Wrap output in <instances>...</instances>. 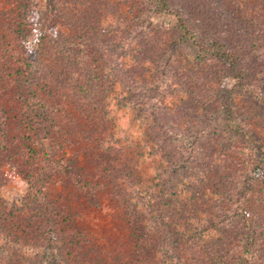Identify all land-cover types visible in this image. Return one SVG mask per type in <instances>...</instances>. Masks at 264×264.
Here are the masks:
<instances>
[{
  "label": "rangeland",
  "instance_id": "1",
  "mask_svg": "<svg viewBox=\"0 0 264 264\" xmlns=\"http://www.w3.org/2000/svg\"><path fill=\"white\" fill-rule=\"evenodd\" d=\"M30 1L0 0V24L4 26L0 30L1 35L13 37L9 36V26L29 7ZM35 1L45 14L44 24L52 27L51 22L46 20V0ZM185 4L196 16L205 20L214 16L224 26L234 10L239 11L238 18H242L245 8L251 6L253 10L259 8L264 12V0H186ZM109 6L112 7L109 9L111 14L106 11ZM108 7L101 6L102 17L107 23L114 21L115 25L107 36L101 37L100 42L89 41L91 47L87 44L90 60L86 63L85 78L70 74L64 76L62 73L57 76L56 70L51 72L52 76L42 75L41 86L37 89L39 97L49 104L44 117L45 138L35 144L29 142V136L23 135L25 131L21 130L23 144H28L32 152L42 146H50L53 151L50 168L53 179L49 194L42 200L47 201L58 216L55 219L59 222L55 235L58 236L59 228L63 230L61 234L65 241L69 242L66 253H63L65 259H49L53 253L52 246H48L43 239H36L42 236L32 237L38 236L44 229H37L38 224L32 228L31 223L26 232L19 233L21 235H9L7 231L0 230V264H215L217 259L222 262L230 259L231 262V258L242 255L245 250L243 221L228 213L229 204L225 203L223 191L230 189L233 182L244 176L246 168L253 166L257 169L259 187L249 195L247 207L254 215L253 221L261 229L257 264H264V154H259V151L252 154L255 140L264 143V73L261 74L264 72V53L259 54L262 60H256L260 63L253 67L254 70L250 64L255 63L254 60H246L253 70L255 87L237 90L232 103L236 113L233 126L242 128L245 145L250 148L244 144L240 148L227 147V143L203 145L204 168L199 172L192 170L186 173L188 177L180 183L178 195L173 196L172 207L176 211L167 214L171 216L168 222L176 224L181 230V238L176 239L172 234L165 233L166 228L162 224L149 223L153 214L148 210L146 198L152 195L156 206H162L166 198L165 187L158 184L157 170L162 168V161L159 156L151 155L152 149L163 146H155L159 135L150 131V127L158 126L151 116H148L150 120L140 121L137 114L141 108L132 103L127 88L107 77V73L116 77L113 73L115 67L111 71L107 65V53L112 54L117 68L128 72L138 82L146 81L153 85L164 76L171 78L169 74L175 72L174 89H167L161 103L162 106L165 104L171 117H179V110L190 107L182 113L186 122H197L203 118L202 94L213 91L208 97L216 99L223 93L224 87L218 85V76L213 71L210 73V70L200 67L199 51L193 40H175L179 34L178 18L162 14L154 18L151 34L136 39L137 36L130 30L135 23L139 26L145 20L143 7H138L135 0H109ZM121 19L126 21H117ZM239 23H242L240 19ZM252 30L250 28L249 32ZM59 32L65 36L72 33L71 29L63 28ZM4 36L2 39H6ZM246 58L255 57L247 54ZM226 80V86L231 89L235 79L229 77ZM151 91L156 95L159 89L153 85ZM22 116L23 111H20L17 119L22 121ZM3 134L2 129L0 153L5 145ZM219 151L226 153L221 156ZM25 160L22 156V163L20 161L17 167L7 162L2 166L7 172V181L1 188V196L8 205L24 201L28 193L27 175L21 167ZM218 163L223 167L220 172L210 169L217 167ZM83 182L88 184L82 187ZM217 189L220 191L217 192ZM89 190L95 200L88 195ZM148 191H153L149 197L145 195ZM219 200H223V206ZM128 208L133 210L134 218L129 216ZM217 209L221 210L223 221L227 223L217 230L207 228ZM134 219L144 222L148 231L156 232L150 237V249L146 245L149 237L144 240L147 252L142 255L134 253L139 249L132 225ZM83 242L85 244H81ZM77 243H80L81 250ZM81 245L86 246L82 249ZM75 248L81 254L82 251L88 253L89 259L72 253Z\"/></svg>",
  "mask_w": 264,
  "mask_h": 264
},
{
  "label": "trees",
  "instance_id": "2",
  "mask_svg": "<svg viewBox=\"0 0 264 264\" xmlns=\"http://www.w3.org/2000/svg\"><path fill=\"white\" fill-rule=\"evenodd\" d=\"M108 1L46 0V20L51 22L52 27H50L44 24L45 14L39 10L37 2L32 0L29 7L25 11L23 10L21 15L16 17L9 26V36L13 37H6L0 32V92L2 97L0 100L4 103L3 105L0 101V130H4L2 139L5 144L0 153V230L15 236V234L21 235L19 233L26 232L31 223L32 228L38 224L37 229L44 230L37 234L38 236L32 237L42 236L41 239H36L39 241L43 239V242H48V246H52L53 253L49 258L51 260H57V257L65 259L63 253H66L69 244L61 234L63 230L58 228V236L55 235L56 226L59 224V222H55V219L58 216L52 206L42 200L49 194L48 190L53 179V173H50L53 151L50 146H42L32 152L28 144H23L24 138L21 136V130L25 131L22 133L23 135L29 136L27 138L29 142L36 144L45 138L44 117L49 104L46 99L39 97V89H37L41 86L42 75H51V72L56 70L57 76L62 73L64 76L70 74L78 75L77 78H85L86 63L90 60L86 49L87 44L89 45L91 40L95 41L94 43L100 42L101 37L107 36L115 25L114 21L107 23L106 19L102 17L101 6L106 9ZM135 1L138 7H143V14L147 18L139 26L138 23H135V27L130 30L131 34L137 36L136 39L145 38L149 33H152L154 18L162 14L178 18L179 34L175 40L181 42L193 40L199 51L197 57L201 63L200 67L206 71L210 70V73L213 71L214 75L218 76V85L224 87L223 93H220L221 95L216 99L208 97L213 91L202 94L203 100L200 101L204 113L203 118L197 122L194 120L186 122L182 119V113H185L190 107L183 108V111L179 110V117L177 115L171 117L165 104L162 106L161 103L167 95V89L169 87L174 89L172 82L174 78H177L175 72L169 74L171 78L164 76L161 81L153 84L159 89L154 95L151 91L153 85L146 81L138 82V80L132 79V75L128 72L117 68L114 57L112 58L111 53H107V65L110 66L111 71L115 67L113 73L116 75L114 78L113 75L107 73V77L110 76V80L113 78V81L116 80L127 88L132 96V103L136 108H141L137 114L140 121L145 122L150 120L148 116L152 117L151 120L158 127L153 128L152 126L149 130L159 135L155 146L163 145L152 149L151 155L159 156L162 161V168L157 170L158 184H163L162 186L165 187L166 198L162 206H156L152 195L149 199L146 198L148 210L151 215L153 214L152 221L149 223L150 225L162 224L166 228V234H172L176 239H180L181 230L176 224L168 222L171 216L167 214L176 211L172 207L173 196L178 195L180 183L188 177L186 173L192 170L199 172L201 168H204L201 151L203 145L206 143L209 146L227 143V147L233 148L245 145V134H243L242 128L234 127L232 123L236 119L232 103L237 90L255 87L252 72L255 65L260 63L256 60H262L261 55L264 53V12L259 8L253 10L251 6V8H245L242 18H238L237 12L239 11L234 10L227 21L228 24L224 26L219 20H215L214 16L210 20H205L202 16L199 17L191 13V9L188 10L190 6L185 4L186 0ZM111 8L109 6L106 9L108 14H111L109 11ZM202 11L205 12V10ZM239 19L242 23H239ZM117 21L122 23L126 20ZM254 25L256 27H253ZM2 26L0 24V30L4 27ZM60 28L71 29L72 33L65 36L59 32ZM250 28L254 30L249 32ZM3 36L6 39H2ZM96 38L97 40H93ZM179 43L177 42V44ZM89 46L91 47V45ZM245 52L246 54H244ZM247 54L253 55L256 59H247ZM246 60H254L255 63H250L253 70L249 68V63ZM263 73L261 72V74ZM229 77L235 79V84L231 89L226 86L228 85L226 79ZM184 86L185 84H182L183 88H185ZM20 111H23L22 121L20 118L17 119ZM14 124H18V126ZM255 145L252 154L258 151L259 154H264V143L255 140ZM245 146L250 148L248 144ZM218 153L224 156L226 152L219 151ZM22 156L26 159L21 167L24 168L27 175L28 193L24 201L8 205L1 196V188L7 181V172L2 166L7 162L17 167ZM222 168L218 163L217 167L213 166L210 169H217V172H220ZM256 171L254 166L246 168L244 176L233 182L230 189L223 191V196L227 201L225 203L229 204L228 213H233L231 214L233 218H241L243 221L242 234L245 250L240 255L241 258H238L240 256L231 258V262H229L230 259L223 260V262L217 259L215 264H257L258 262L261 229L253 221L254 215L247 207L249 195L255 191L257 186L259 187ZM81 180L84 181L85 178L82 176ZM223 182L225 183L224 180ZM83 183L82 187L88 184L87 182ZM219 189L216 191H220ZM152 192L148 191L145 195L149 197ZM87 193L92 197L91 199L95 200L91 190ZM145 195L143 196L146 197ZM219 202L223 206V200H219ZM128 204L129 202H127ZM217 211V214L210 218L207 228L213 227L217 230L227 223V221H223L221 210L217 209ZM128 212L129 216L134 218L133 210L128 208ZM134 212L137 213V209ZM32 219L34 220L32 221ZM132 225L134 235L139 241L137 243L139 249L136 247L137 250L134 253L142 255L145 251L147 252L144 240L147 236L149 237L146 245L150 249V237L156 232L148 231L145 223L136 219L133 220ZM64 231L66 230L64 229ZM81 244H85V242ZM77 245L80 248V243ZM81 246L83 249L86 245ZM73 250L72 253L76 252L86 260L90 257L83 251L81 254L76 248Z\"/></svg>",
  "mask_w": 264,
  "mask_h": 264
}]
</instances>
